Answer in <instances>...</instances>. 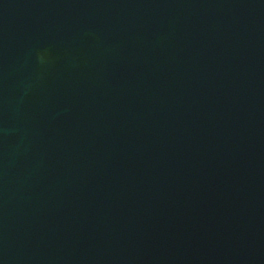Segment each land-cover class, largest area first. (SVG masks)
Returning a JSON list of instances; mask_svg holds the SVG:
<instances>
[{
	"label": "water",
	"instance_id": "obj_1",
	"mask_svg": "<svg viewBox=\"0 0 264 264\" xmlns=\"http://www.w3.org/2000/svg\"><path fill=\"white\" fill-rule=\"evenodd\" d=\"M0 264H264V0H0Z\"/></svg>",
	"mask_w": 264,
	"mask_h": 264
},
{
	"label": "clouds",
	"instance_id": "obj_2",
	"mask_svg": "<svg viewBox=\"0 0 264 264\" xmlns=\"http://www.w3.org/2000/svg\"><path fill=\"white\" fill-rule=\"evenodd\" d=\"M36 60L41 65H51L56 61V57L53 55L50 49L44 48L37 50L35 53Z\"/></svg>",
	"mask_w": 264,
	"mask_h": 264
}]
</instances>
